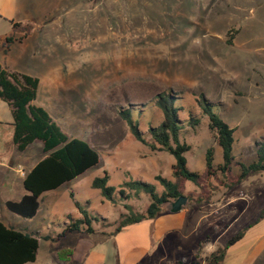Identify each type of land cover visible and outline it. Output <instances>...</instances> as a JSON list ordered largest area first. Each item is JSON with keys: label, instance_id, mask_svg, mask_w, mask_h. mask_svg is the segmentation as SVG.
<instances>
[{"label": "rangeland", "instance_id": "374dc122", "mask_svg": "<svg viewBox=\"0 0 264 264\" xmlns=\"http://www.w3.org/2000/svg\"><path fill=\"white\" fill-rule=\"evenodd\" d=\"M22 3L24 11L38 16L42 28L28 23L23 30L13 31L11 23L0 18V63L38 76L39 103L65 132L87 140L100 154L97 165L55 190L51 199L57 203L47 218L42 208L32 220L24 218L0 201V221L53 238L70 221L67 215H80L76 201L101 217L93 221L94 233L75 231L57 240L40 238L37 260L27 264H124L132 259L141 264H178L180 260L205 264V249L196 253L202 241L212 239L214 246H223L264 208V172L250 173L231 188L219 186L213 178L205 180L204 188L187 182L184 194L203 192L211 202L195 204L189 199L187 209L164 213L166 222L158 233L163 236L161 242L147 255L126 251L124 261L110 233L121 213L145 212L150 195L140 191L124 199L118 194L112 202L92 181L108 172L109 184L117 189L125 188L129 180H145L160 193L164 190L157 176L173 179L175 157L138 141L119 111L129 108L134 117L144 113L140 126L149 139L147 122L159 124L163 118L157 95L171 90L176 92L175 104L183 107L182 139L192 145L186 153L192 170L205 169L206 150L211 146L215 164L223 160L222 148L209 133L202 95L236 128V158L246 164L257 159V146L264 142V0ZM11 34L17 40L26 38L9 42L6 37ZM191 114L201 119L196 130L187 125ZM26 155L31 160L39 158L40 143L31 145ZM49 196L43 198V208ZM63 249L71 250L69 259L60 258Z\"/></svg>", "mask_w": 264, "mask_h": 264}, {"label": "trees", "instance_id": "16d2710c", "mask_svg": "<svg viewBox=\"0 0 264 264\" xmlns=\"http://www.w3.org/2000/svg\"><path fill=\"white\" fill-rule=\"evenodd\" d=\"M15 23L14 26H19ZM23 37L20 38L22 40ZM6 40L12 42L14 38L7 36ZM40 78L35 75L12 71L0 63V98L7 102L12 110L14 134L13 142L17 149L24 151L35 141L39 140L43 145L45 156L40 159L26 174L23 180L26 193L19 200H7L5 206L12 212L24 217H34L39 208L42 195L61 185L72 181L88 169L97 165L100 154L87 140L79 137H71L61 125L52 117L47 108L34 103L38 96ZM176 92H162L157 95L156 103L163 112L161 122L153 120L147 122L148 139L141 128L144 113H138L134 117L129 108L119 111L130 127L134 137L143 144L149 145L153 150L168 151L175 157L172 166L173 179L157 176L164 186L160 193L154 183L145 180H129L125 182V188L117 189L109 184L110 175L105 172L92 181V186L99 189L102 196L116 202L118 194L128 199L144 191L150 195L151 201L145 212L128 211L120 214L115 229L110 233L115 236L126 226L139 223L144 219L155 218L165 212L164 204L184 194L185 184L192 182L199 188H204L205 180L213 178L222 187L231 188L240 183L250 173L264 172V142L257 146V159L251 163H244L237 159L233 153L236 141V128L230 126L214 109L206 96L202 95L200 104L203 112L209 117L208 129L211 138L222 148L223 160L215 164L214 147L206 150L205 169L201 172L192 170L188 166L186 153L192 149V145L182 139L184 129L180 117L182 106L175 104ZM201 119L191 114L187 122L196 130ZM240 172H236V168ZM127 187V188H126ZM187 196L195 204L210 203L211 197L203 192L195 195L188 192ZM76 207L81 217L69 214V222L59 232L56 238L51 235H42L36 231L18 229L0 221V264H26L37 259L40 247V238L44 240H57L71 232L94 233L93 221L101 219L94 211H89L78 201ZM128 209V204H125ZM264 218V208L257 218L240 229L223 246H218L205 257V264H224L228 248L239 241L246 230ZM205 241L199 245L197 255L204 248ZM70 249L59 251L60 258L71 256ZM141 264V263H136ZM178 264H185L180 260Z\"/></svg>", "mask_w": 264, "mask_h": 264}, {"label": "crops", "instance_id": "0c3cea01", "mask_svg": "<svg viewBox=\"0 0 264 264\" xmlns=\"http://www.w3.org/2000/svg\"><path fill=\"white\" fill-rule=\"evenodd\" d=\"M23 1L25 0H0V18L9 21L12 25L13 31L23 30L25 28V25H27L28 23L32 25L31 27H34V24L38 23L37 27L42 28L41 27L42 25L39 24L41 20H39L38 16H35L33 14L24 11L25 6H23L22 3ZM20 12L24 13V15H20L21 14ZM22 16H24L23 17L25 18L24 20L19 19V17ZM45 22L43 21V23ZM15 23H20V25L15 27L14 26ZM13 34L9 36L15 38V36L14 37L12 36ZM24 39L20 41L17 40V38H15L14 42L17 41L24 42ZM40 86H41V80H40ZM38 95H39V90H38ZM37 99L38 96L34 101V103L37 105L44 106L42 103H39ZM13 134H14V125H13V115H12L11 107L7 102H5L0 98V201L3 202L4 204L6 203L7 200L10 199L19 200L26 193V189L24 188V183H23L25 174L40 159H42L45 156L43 152L42 142L39 140L35 142L40 143L42 148V155L39 158L32 160L27 155L25 156L27 150L35 142L32 143L30 146H28L26 150L20 151L17 149L16 145L13 142ZM18 171H21L20 172L21 177L15 179L14 174L18 173ZM55 190L56 189L47 191L42 195L40 200V208L37 214L34 217L28 219L32 220L33 218H35L39 214L41 208L44 211L43 214L45 215V217L48 214H50V212L53 210V208L57 203V199L55 198L51 199V195L55 193ZM45 195H50V196L48 197L47 205L45 206V208H43V198L45 197ZM166 212L169 211L167 210L164 213ZM164 213L158 215L155 218L144 219L139 223L130 224L123 229L127 232H123L122 230L119 233H117L115 236H113L118 242L119 250L121 253V257H120L121 261L122 260L124 261L125 259L124 256H126L127 253L129 255H133L137 253H142L143 255L145 254L147 255V252H149L151 249L154 248L155 245L161 242L163 236L158 235V233L160 232L163 223L166 222V219L163 218ZM78 217H81V213ZM29 230L34 231L32 229ZM36 232L39 233V231ZM124 234H126L127 239H123ZM217 247L218 246H214L212 244V239L207 240L204 244L205 252L208 254L213 252ZM198 248L196 250V253L198 251ZM136 263L139 262H135L133 261V259L130 262L127 261L124 262V264H136ZM224 264H264V218L255 225L248 228L244 236L239 241H237L228 248L227 256L224 261Z\"/></svg>", "mask_w": 264, "mask_h": 264}, {"label": "water", "instance_id": "95a60500", "mask_svg": "<svg viewBox=\"0 0 264 264\" xmlns=\"http://www.w3.org/2000/svg\"><path fill=\"white\" fill-rule=\"evenodd\" d=\"M189 197L186 194H181L176 199L170 200L166 204V209L169 212H179L186 208V205L188 203Z\"/></svg>", "mask_w": 264, "mask_h": 264}]
</instances>
